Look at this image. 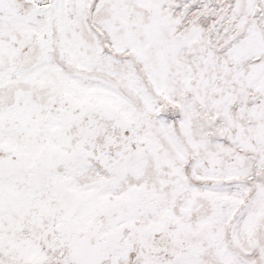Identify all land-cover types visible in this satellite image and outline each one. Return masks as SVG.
Here are the masks:
<instances>
[{
  "label": "rangeland",
  "instance_id": "374dc122",
  "mask_svg": "<svg viewBox=\"0 0 264 264\" xmlns=\"http://www.w3.org/2000/svg\"><path fill=\"white\" fill-rule=\"evenodd\" d=\"M0 2V156L16 163L0 175V264H37L35 248L43 264H78L58 228L69 207L53 186L66 176L85 195L72 215L79 231L85 220L104 232L116 224L130 243L127 254L115 250V264H264V0H65L64 37L55 0ZM90 77L109 90L97 92ZM84 102L117 140L110 155L142 154L115 186L102 188L112 173L95 159L42 165L56 140L76 145L88 115L61 112ZM106 102L125 119H103Z\"/></svg>",
  "mask_w": 264,
  "mask_h": 264
},
{
  "label": "bare ground",
  "instance_id": "6f19581e",
  "mask_svg": "<svg viewBox=\"0 0 264 264\" xmlns=\"http://www.w3.org/2000/svg\"><path fill=\"white\" fill-rule=\"evenodd\" d=\"M32 1V0H31ZM38 1V0H37ZM49 1V0H48ZM129 1V0H128ZM134 1V0H133ZM138 0H135V2ZM146 1V0H145ZM43 2V1H42ZM45 2V1H44ZM68 2V1H67ZM71 2V1H70ZM141 2V1H140ZM1 3V2H0ZM46 3V2H45ZM132 3V2H131ZM41 4V3H40ZM52 4V3H51ZM141 4V3H140ZM37 5V4H35ZM50 5V4H49ZM65 0H55L53 3V7L55 10V16L57 18L59 28L62 34V37H64L63 27L66 21H68V12L66 8ZM70 5V4H68ZM67 5V6H68ZM142 5V4H141ZM51 9V8H50ZM42 10V9H41ZM53 10H51L53 12ZM131 10V9H130ZM37 11V10H36ZM69 11V10H68ZM47 12V10H46ZM44 13V12H43ZM48 15V14H47ZM46 15V16H47ZM39 16V14H38ZM49 16V15H48ZM53 16V15H51ZM50 16V17H51ZM71 16V15H70ZM118 16V15H117ZM121 17V16H120ZM39 18V17H38ZM45 20V16L42 17ZM119 18V17H118ZM20 19V18H19ZM42 19V20H43ZM47 19V18H46ZM50 19V18H49ZM24 20V19H23ZM43 20V21H44ZM17 21V20H16ZM38 21V20H37ZM36 21V22H37ZM46 21V20H45ZM55 21V20H54ZM20 22V21H18ZM50 22V21H49ZM29 23V22H28ZM26 22L25 24L28 25ZM47 23V22H46ZM51 23V22H50ZM56 23V22H54ZM69 23V22H68ZM67 23V25H68ZM35 24V23H34ZM50 25V24H48ZM47 25V26H48ZM71 25V24H70ZM39 26L40 23H39ZM38 26V27H39ZM46 26V25H45ZM51 27V26H50ZM58 27V26H57ZM66 27V26H65ZM68 27V26H67ZM69 28V27H68ZM76 29V28H75ZM148 29V28H147ZM70 30V28H69ZM68 31V30H66ZM152 33L151 30H148ZM251 31V30H250ZM58 32V31H56ZM46 33V32H44ZM58 34V33H57ZM69 35V34H66ZM153 35V34H151ZM45 36V35H44ZM61 37V38H62ZM38 39V38H37ZM60 39V38H59ZM70 39V38H69ZM73 39V38H72ZM68 40V39H67ZM61 41V40H60ZM64 41V40H63ZM71 41V40H70ZM77 41V40H76ZM153 41V40H152ZM44 42V41H42ZM80 42V41H79ZM73 43V42H72ZM77 42H75L76 44ZM51 44V43H50ZM70 44V43H69ZM74 44V45H75ZM64 45V43H63ZM68 45V44H67ZM72 45V44H71ZM120 45V44H119ZM122 45V44H121ZM51 46V45H49ZM79 46V45H77ZM131 46V45H130ZM46 47V46H45ZM80 47V46H79ZM78 47V48H79ZM117 47V46H116ZM138 47V46H137ZM48 48V47H47ZM63 48V46H62ZM67 48V47H66ZM71 48V47H70ZM121 48V46H120ZM132 48V47H131ZM235 46L233 47V49ZM64 49V48H63ZM62 49V50H63ZM118 49V48H116ZM47 50V49H46ZM67 50V49H66ZM77 50V49H76ZM135 51V50H134ZM139 51V50H138ZM68 52V51H66ZM71 52V49H70ZM75 54V53H70ZM77 52V51H76ZM139 53V52H138ZM64 54V53H63ZM66 53L65 55H67ZM78 54V52H77ZM108 55V54H107ZM139 55V54H138ZM63 56V55H62ZM69 56V57H70ZM74 56V55H73ZM72 56V57H73ZM111 56V55H110ZM78 57V56H77ZM140 57V56H139ZM67 58V57H66ZM80 58V57H79ZM141 58V57H140ZM142 58H144L142 56ZM70 59V58H69ZM73 59V58H72ZM70 59V60H72ZM76 59V58H75ZM115 59V58H114ZM74 60V59H73ZM69 61V60H68ZM67 62V61H66ZM76 62V61H75ZM78 62V58H77ZM85 63V62H84ZM92 63V62H91ZM95 63V62H94ZM76 64V63H74ZM72 65V64H71ZM78 65V64H77ZM87 65V64H86ZM82 66V65H81ZM88 67V65H87ZM86 67V68H87ZM113 67V66H111ZM85 68V69H86ZM89 68V67H88ZM98 69V67H96ZM110 68V67H109ZM103 69V68H102ZM108 69V68H107ZM112 69V68H111ZM77 70V69H76ZM92 70V69H91ZM87 71V70H86ZM109 72V71H108ZM116 72V71H113ZM69 73V72H66ZM111 73V72H110ZM100 74V73H99ZM113 74V73H112ZM263 74V73H262ZM68 75V74H67ZM70 75V74H69ZM73 75V74H72ZM98 75V74H97ZM119 75V74H118ZM264 75V74H263ZM115 76V75H114ZM120 76V75H119ZM122 76V75H121ZM125 76V75H124ZM131 76V75H130ZM112 77V76H110ZM123 77V76H122ZM263 77V76H262ZM68 78V77H66ZM91 82H89V86L95 87L97 92H102L103 90H107L109 88V84L107 81L103 80L102 78L98 77H90ZM115 78V77H114ZM71 79V78H69ZM76 79V78H75ZM121 79V78H120ZM73 80V79H72ZM81 80V79H80ZM124 80V79H123ZM126 80V79H125ZM129 80V79H128ZM260 80V78L258 79ZM68 81V80H67ZM136 81V80H135ZM255 81V80H254ZM262 81V80H261ZM80 82V81H79ZM78 82V83H79ZM88 82V81H87ZM69 83V82H68ZM128 83V81H127ZM139 83V82H138ZM67 84V83H66ZM81 84V83H80ZM85 84V83H83ZM112 85V84H110ZM129 85V84H128ZM79 86V85H78ZM86 86V85H85ZM88 87V85L86 86ZM113 87V86H111ZM118 87V86H117ZM132 87V85H131ZM136 87V86H135ZM139 87V86H138ZM91 88V87H90ZM123 88V87H122ZM133 88V87H132ZM137 88V87H136ZM155 88V87H154ZM88 89V88H87ZM135 89V88H134ZM66 90V89H65ZM109 90V89H108ZM107 90V91H108ZM115 90V89H113ZM118 89H116L117 92ZM132 90V89H131ZM159 90V89H158ZM88 91V90H87ZM90 91V90H89ZM112 91V90H111ZM142 91V89H141ZM66 92V91H65ZM68 92V91H67ZM106 92V91H105ZM110 92V91H109ZM115 92V91H114ZM113 92V93H114ZM115 92V93H116ZM86 94V93H85ZM96 94V93H95ZM110 94V93H109ZM117 94V93H116ZM119 94V92H118ZM121 94V93H120ZM144 97H148L146 94V91L143 90ZM63 95V94H62ZM69 93L66 97H68ZM98 95V94H96ZM141 95V94H140ZM91 96V95H90ZM70 97V96H69ZM110 97V95L108 96ZM65 98V97H64ZM77 98V97H76ZM99 99V97H97ZM95 98V99H97ZM121 98V97H120ZM146 98H143L144 100ZM66 99V98H65ZM90 99V98H89ZM88 99V100H89ZM122 99V98H121ZM149 99V98H147ZM152 100V99H151ZM150 100V101H151ZM68 101V100H67ZM85 101V99H84ZM98 101V100H97ZM146 101V100H145ZM70 102V101H69ZM82 102V101H80ZM87 102V101H86ZM82 103L80 106L79 112H74L69 108L63 109L61 114L67 119H76L80 120L84 116L88 115V120L85 122V124H80V121L77 123L78 125V132H79V140L76 143L75 146H72L70 149L66 148L64 146V143L66 142L64 139L56 140V142H53L52 144L47 146L46 155L43 157L42 165L44 169H51L52 167H57L59 164H64L66 167L71 168L72 166L78 167H84V166H92L91 159H95V161H99L100 164L103 166V169H107L108 172L112 173L111 178L108 180L105 177H102L100 179L102 188L107 185V182L109 181L113 186L119 184L122 179L126 178V175L131 171L139 168L143 162L142 154L139 151H128L121 149L122 151H116L117 156L113 157L109 153V145L115 144L117 145V140L113 137V135L107 133V127L105 120L100 121V119H96L92 113H90L89 105L88 103ZM128 102V101H127ZM68 103V102H67ZM78 103V102H77ZM148 103V102H147ZM153 103V102H152ZM217 103V102H216ZM80 104V103H79ZM131 104V103H130ZM149 104V103H148ZM68 105V104H67ZM78 105V104H77ZM151 105V103H150ZM155 105V103H154ZM218 105V104H217ZM66 106V105H65ZM133 106V105H132ZM64 107V106H63ZM135 107V106H134ZM151 107V106H150ZM156 107V106H155ZM77 108V107H76ZM133 108V107H132ZM134 109V108H133ZM136 109V108H135ZM152 109V108H151ZM96 110V109H95ZM154 110V109H153ZM58 111V110H57ZM31 112V110H30ZM137 112V110H136ZM139 112V110H138ZM141 112V111H140ZM2 114V113H1ZM142 114V113H141ZM99 115L104 118H111L114 119L117 123H120L125 119L123 114H118L115 109L112 107V104L110 102L103 103L100 106L99 109ZM1 116V115H0ZM53 116V115H52ZM29 117V116H27ZM139 117V116H138ZM30 118V117H29ZM4 118H2L3 120ZM53 119V118H52ZM56 119V118H55ZM60 120V119H59ZM58 120V122H59ZM107 120V119H106ZM1 121V119H0ZM24 122V121H23ZM22 122V123H23ZM29 122V119L28 121ZM26 122V124H28ZM25 123V122H24ZM110 123V122H109ZM108 123V124H109ZM112 123V122H111ZM3 124V123H2ZM1 124V125H2ZM24 124V125H26ZM31 124V123H30ZM29 124V126H30ZM138 124V123H137ZM58 125V124H57ZM61 125V124H60ZM28 126V125H26ZM24 126V127H26ZM56 126V125H55ZM76 126V125H75ZM112 126V125H111ZM113 127V126H112ZM134 127V126H133ZM28 128V127H27ZM31 128V127H30ZM63 128V126H62ZM65 128V127H64ZM131 128V126H130ZM135 129V128H134ZM169 129V128H167ZM53 130V129H51ZM65 130V129H64ZM112 130V129H111ZM114 130V129H113ZM77 131V130H76ZM37 132V131H36ZM48 132V131H47ZM62 132V131H61ZM135 132V131H134ZM140 132V131H139ZM60 133V132H59ZM110 133V132H109ZM123 133V132H122ZM62 134V133H61ZM67 134V133H66ZM40 135V134H39ZM51 135V134H50ZM99 136L101 138L99 139ZM123 136V135H121ZM126 136V135H125ZM37 137V136H35ZM34 137V138H35ZM55 137V136H54ZM59 137V136H58ZM64 137V136H63ZM67 137V136H66ZM65 138V137H64ZM125 137H123L124 139ZM127 138V137H126ZM59 139V138H58ZM31 140V139H30ZM52 140V139H51ZM137 140V139H136ZM128 141V139H127ZM140 142V141H139ZM29 143V142H28ZM33 143V142H32ZM122 143V142H121ZM135 143V142H134ZM138 143V142H137ZM141 143V142H140ZM34 144V143H33ZM44 144V143H43ZM123 144V143H122ZM130 144V143H129ZM89 145V146H88ZM125 145V144H124ZM127 145V143H126ZM94 146L97 147V150L94 151ZM139 146V145H138ZM70 147V146H69ZM95 147V148H96ZM125 147V146H124ZM128 147V145H127ZM144 147V146H143ZM114 149V148H113ZM126 149V148H124ZM143 149V148H142ZM145 151V150H144ZM37 152V151H36ZM153 152V151H152ZM145 154V153H144ZM156 155V154H155ZM98 165V164H97ZM61 166V165H60ZM62 166V167H65ZM216 167V166H214ZM16 168V163L12 160L9 156H0V175L8 173ZM90 168V167H89ZM88 168V169H89ZM58 169V168H57ZM87 169V170H88ZM99 169V168H98ZM97 169V170H98ZM103 170V171H104ZM106 170V171H107ZM102 171V172H103ZM204 171V170H203ZM215 171V170H214ZM56 172V171H55ZM89 172V171H87ZM101 172V171H100ZM68 173V172H67ZM80 173V172H79ZM92 173V172H91ZM135 173V172H134ZM205 173V172H203ZM39 174V173H38ZM51 174V173H50ZM69 174V173H68ZM83 174V173H82ZM93 174V173H92ZM103 174H106L104 172ZM131 174V173H130ZM72 175V174H71ZM79 175V174H78ZM81 175V174H80ZM206 175V173H205ZM34 180H37L38 182H42L43 178L42 176H37L35 174L30 175ZM29 176V177H30ZM203 176V175H202ZM211 176V175H209ZM2 177V176H0ZM7 177V176H6ZM205 177V176H204ZM74 178V177H73ZM71 178V179H73ZM68 176H66L63 180L56 179L53 189L55 192L59 195V197L68 205L69 207V218L67 219V222L64 224H61L58 226L62 233V239L66 246L68 247L67 255L77 261L78 264H101L103 261L107 259H111L112 262L110 264H115L116 260L118 259L119 253H117L115 250L119 249L121 254H127L130 250V243L128 240H125V244L120 243L119 241V235L117 234L118 227L116 224H114V227L108 231L104 232L101 231V225L102 222L98 221L92 222L89 220H85L83 224V232L79 231L77 228L76 221L72 218V215L75 213L78 207H81L83 203V199L85 197L84 194L79 193L77 190L72 189L70 186L67 185L66 181L68 180ZM82 179V178H81ZM72 181V180H71ZM126 181V180H125ZM108 182V183H109ZM69 183V182H68ZM96 183V182H95ZM128 183V182H127ZM126 184V183H125ZM72 185V184H71ZM109 185V184H108ZM123 185V184H122ZM19 186V185H17ZM100 186V185H99ZM100 186V187H101ZM121 186V185H120ZM117 187V186H116ZM127 187V186H126ZM212 187V186H211ZM17 188V187H16ZM79 188V187H78ZM214 188V187H213ZM217 188V187H216ZM95 189V188H94ZM94 189H91L89 191V196L94 197L96 195V192ZM99 189V188H98ZM112 189V188H111ZM101 190V189H99ZM103 190V189H102ZM128 190V189H127ZM30 191V190H29ZM133 191V190H131ZM29 193V192H28ZM98 193V192H97ZM222 193V192H221ZM225 193V192H224ZM227 194V193H226ZM135 195V194H134ZM133 195V196H134ZM210 195V194H209ZM136 196H138L136 194ZM224 196V195H223ZM129 197V195H128ZM212 197V196H211ZM210 197V198H211ZM214 197V196H213ZM226 197V196H225ZM137 198V197H136ZM235 199V198H234ZM93 200V199H92ZM220 200V199H219ZM120 201V200H119ZM256 201V200H255ZM94 202V201H93ZM111 201L105 197L102 204H100L102 210L106 213L109 212V209L111 208ZM133 208V207H132ZM99 209V208H98ZM93 211V210H92ZM66 219V218H65ZM82 227V226H81ZM174 233V232H173ZM236 237V236H234ZM148 243V242H147ZM31 247V246H30ZM33 247V246H32ZM29 248V247H27ZM26 248V249H27ZM35 248V247H33ZM157 249V248H156ZM32 250V249H31ZM35 254L31 255V262L32 260L37 262V264H43L41 260L44 257V253L40 252V249L35 248ZM28 252V251H27ZM31 253V252H30ZM185 255V254H184ZM182 256V258L184 257ZM145 256V255H144ZM27 257V256H26ZM25 257V258H26ZM179 257V256H178ZM178 257H176L178 259ZM186 258V257H185ZM181 259V258H179ZM175 261V258H174ZM180 261V260H179ZM178 261V262H179ZM184 261V260H183ZM174 264V263H173Z\"/></svg>",
  "mask_w": 264,
  "mask_h": 264
}]
</instances>
